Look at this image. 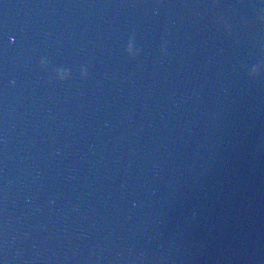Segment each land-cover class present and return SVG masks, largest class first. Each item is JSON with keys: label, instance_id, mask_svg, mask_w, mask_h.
<instances>
[{"label": "water", "instance_id": "95a60500", "mask_svg": "<svg viewBox=\"0 0 264 264\" xmlns=\"http://www.w3.org/2000/svg\"><path fill=\"white\" fill-rule=\"evenodd\" d=\"M0 264H264V0H0Z\"/></svg>", "mask_w": 264, "mask_h": 264}]
</instances>
